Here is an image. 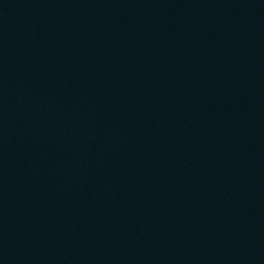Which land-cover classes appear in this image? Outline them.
<instances>
[{
	"label": "water",
	"instance_id": "95a60500",
	"mask_svg": "<svg viewBox=\"0 0 264 264\" xmlns=\"http://www.w3.org/2000/svg\"><path fill=\"white\" fill-rule=\"evenodd\" d=\"M0 264H264V0H0Z\"/></svg>",
	"mask_w": 264,
	"mask_h": 264
}]
</instances>
